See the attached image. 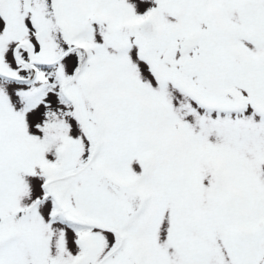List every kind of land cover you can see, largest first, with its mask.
Listing matches in <instances>:
<instances>
[{
  "label": "snow or ice",
  "instance_id": "obj_1",
  "mask_svg": "<svg viewBox=\"0 0 264 264\" xmlns=\"http://www.w3.org/2000/svg\"><path fill=\"white\" fill-rule=\"evenodd\" d=\"M0 264H264V0H0Z\"/></svg>",
  "mask_w": 264,
  "mask_h": 264
}]
</instances>
